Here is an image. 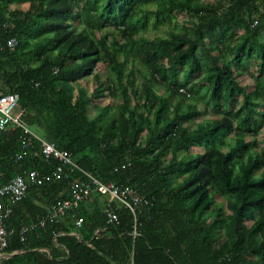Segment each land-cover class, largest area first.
<instances>
[{
	"label": "trees",
	"instance_id": "trees-1",
	"mask_svg": "<svg viewBox=\"0 0 264 264\" xmlns=\"http://www.w3.org/2000/svg\"><path fill=\"white\" fill-rule=\"evenodd\" d=\"M161 27L168 37L146 36ZM263 33L264 0H0V91L18 94L22 122L71 154L75 178L130 185L152 205L134 218L112 204L108 224L94 195L40 227L69 183L34 155L37 141L15 162L25 135L10 127L0 183L31 170L50 179L12 208L2 254H17L0 264H264ZM253 61L248 91L238 77ZM104 91L119 103L100 107ZM204 98L220 118L197 122Z\"/></svg>",
	"mask_w": 264,
	"mask_h": 264
},
{
	"label": "built area",
	"instance_id": "built-area-1",
	"mask_svg": "<svg viewBox=\"0 0 264 264\" xmlns=\"http://www.w3.org/2000/svg\"><path fill=\"white\" fill-rule=\"evenodd\" d=\"M16 39L11 38L7 41L8 48H14ZM19 96L16 93H4L0 91V135L8 128H20L25 135L22 144V153L14 156V161H19L22 154L28 148H34L33 143H39L38 150H34V155L39 156L47 162H55L56 166L52 172V177L56 180H66L69 183L70 198L59 202L53 206L48 214L38 219L37 224L44 227L52 223L66 211L77 208L80 203L89 197L97 195L106 203L105 215L107 223L117 222V216L112 209V204H117L124 210H128L135 218L137 214H147L152 205L146 196H141L136 188L123 183L108 182L104 183L90 173L81 171V179L75 178L79 167L67 151L56 149L55 145L43 140L22 122L23 111L18 108ZM124 167V166H123ZM50 176L37 170H31L24 175H15L9 177L5 183H0V258L2 252L7 246V237L9 232L5 222L12 212V208L21 202L27 195L29 185L37 187L42 186ZM82 220L79 219L76 225L79 227ZM36 223L22 228L20 235H23L28 229L38 226ZM132 237L138 236L136 223L132 232Z\"/></svg>",
	"mask_w": 264,
	"mask_h": 264
},
{
	"label": "rangeland",
	"instance_id": "rangeland-1",
	"mask_svg": "<svg viewBox=\"0 0 264 264\" xmlns=\"http://www.w3.org/2000/svg\"><path fill=\"white\" fill-rule=\"evenodd\" d=\"M199 1L200 3H207L209 2L210 0H197ZM21 8H25V6H22ZM150 8H155L154 6L150 7ZM187 19L188 17L185 15V14H181V13H175V20L178 21L179 23L181 24H185V22H187ZM153 24V19H150V22H149V27H151ZM78 26L80 28H83V26L78 23ZM167 30L164 28V27H161L158 31H152V29H150L147 33V37L150 38V39H153L155 37H161V38H166L168 37V34L166 32ZM262 38H263V41H264V33L262 34ZM120 60H122V58H120ZM206 63V61H205ZM256 69H257V62H247L244 64V68L242 70L241 75L238 77V82L240 83L241 86H245L247 88L248 91L252 90L253 89V78L251 75H255L256 76ZM96 73L98 74L99 76V83H105L106 82V78L108 77V74L105 70V66L100 64ZM139 82H140V79H138ZM81 88H83L86 93L89 95L91 94L92 90L94 89V82L92 80V78H84L83 80H81L79 83ZM119 103V100L118 99H113L109 96L108 92L107 91H104L103 94H102V97L97 101V104L100 106V107H104V106H115ZM130 104L132 105L133 104V101L131 100L130 101ZM198 108L199 110L202 112V116L199 120H197V122H206L210 119H218L220 118V115H218L217 113H215L213 111V109H211L208 105V100L206 98H204L203 100L199 101L198 103ZM262 108V107H260ZM258 108V109H260ZM100 111H98L96 114H99ZM264 114V113H263ZM91 115H95L94 112H91ZM259 123V133L260 135H258V138L257 140L262 143L264 145V140H263V137H264V119L262 118L261 115H259L257 117ZM193 152L195 151H199V149L197 147H194L192 149Z\"/></svg>",
	"mask_w": 264,
	"mask_h": 264
},
{
	"label": "water",
	"instance_id": "water-1",
	"mask_svg": "<svg viewBox=\"0 0 264 264\" xmlns=\"http://www.w3.org/2000/svg\"><path fill=\"white\" fill-rule=\"evenodd\" d=\"M15 254H17V253H13V254L8 255V256L2 255V257H4V258H11V257H12L13 255H15Z\"/></svg>",
	"mask_w": 264,
	"mask_h": 264
},
{
	"label": "crops",
	"instance_id": "crops-1",
	"mask_svg": "<svg viewBox=\"0 0 264 264\" xmlns=\"http://www.w3.org/2000/svg\"><path fill=\"white\" fill-rule=\"evenodd\" d=\"M73 236H77L76 234H72Z\"/></svg>",
	"mask_w": 264,
	"mask_h": 264
}]
</instances>
